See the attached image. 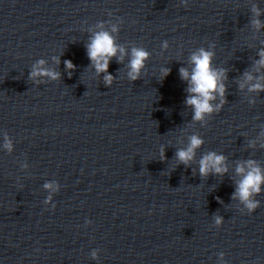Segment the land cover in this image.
<instances>
[{"label":"water","instance_id":"water-1","mask_svg":"<svg viewBox=\"0 0 264 264\" xmlns=\"http://www.w3.org/2000/svg\"><path fill=\"white\" fill-rule=\"evenodd\" d=\"M117 19V43L152 56L135 82L127 59H113L108 87L86 44L89 28ZM255 19L264 25V0H0V264H219L221 252L225 264H264V194L251 214L232 198L238 162L264 168V91L240 88L246 72L264 77ZM201 47L227 76L226 102L205 126L179 75ZM39 59L60 78L30 80ZM193 133L205 143L185 166L175 153ZM209 151L227 158V174H199Z\"/></svg>","mask_w":264,"mask_h":264},{"label":"clouds","instance_id":"clouds-1","mask_svg":"<svg viewBox=\"0 0 264 264\" xmlns=\"http://www.w3.org/2000/svg\"><path fill=\"white\" fill-rule=\"evenodd\" d=\"M184 7H187L190 0H181ZM253 12L258 17L260 11L258 8H253ZM111 15V13H109ZM254 27L259 30L262 23L259 19L253 20ZM123 20L117 19L115 23H110L107 27L104 22H99L94 28H89L91 33L89 41L86 44V54L90 60V66L95 70L96 75H103L104 83L106 86L111 87L116 78L110 74L109 67L113 59L119 63H124L127 59V79L135 82L144 74L148 61L151 59L152 54L144 47L132 46L125 48V46L117 43V35L120 32V27ZM170 45L167 41H163L161 49L167 51ZM260 59L256 61V70L264 68V49L258 53ZM215 57L214 51L205 49L203 47L192 52L188 58L190 67H181L179 69L180 78L187 83L186 92L188 95L185 98V104L192 109V121L194 123L205 126L209 118L220 112L226 102V86L224 80L227 78L226 72L223 69L213 67V60ZM53 61L57 64L60 63L59 57H52ZM63 64L69 70L74 69V65L70 60H64ZM170 69L162 67L160 69V79L163 80L170 74ZM29 79L35 84L39 85L45 83L47 80H58L60 73L46 67L44 59L37 60L28 74ZM247 87L249 92H262L264 91V77H254L251 73H245L244 79L240 83V88ZM219 97V103H215ZM205 141L199 135L193 133L188 137L186 146L178 148L175 153V158L185 166H189L196 161L197 152L203 147ZM3 149L7 152L14 151V144L12 139L3 133ZM255 147V142L250 144ZM264 148V143L260 145ZM161 159H164V148H160ZM23 167H27L24 165ZM199 174L202 177H207L209 174L225 175L229 169L227 166V158L220 153L209 151L202 155L198 161ZM195 171V170H194ZM235 173L238 179L235 181V191L232 198L238 200L243 206L240 211L247 212L248 214L254 213L260 207V201L256 199L257 196L264 194V168L255 160H246L238 162L235 167ZM45 189L50 193L59 192L61 186L58 183H46ZM52 195L45 199V205L52 204ZM222 218L215 217V225L222 224ZM91 223V221H87ZM93 260L98 259V251L91 252ZM219 264H225V254L219 253Z\"/></svg>","mask_w":264,"mask_h":264}]
</instances>
